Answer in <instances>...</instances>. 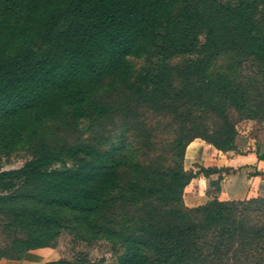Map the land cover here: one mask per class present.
Here are the masks:
<instances>
[{"label": "trees", "instance_id": "1", "mask_svg": "<svg viewBox=\"0 0 264 264\" xmlns=\"http://www.w3.org/2000/svg\"><path fill=\"white\" fill-rule=\"evenodd\" d=\"M263 2L0 0V159L28 155L0 170V259L68 232L115 264H264V197L183 200L231 171L186 169L193 139L236 151L232 112L264 123ZM226 52L253 60L250 82L212 68Z\"/></svg>", "mask_w": 264, "mask_h": 264}, {"label": "rangeland", "instance_id": "2", "mask_svg": "<svg viewBox=\"0 0 264 264\" xmlns=\"http://www.w3.org/2000/svg\"><path fill=\"white\" fill-rule=\"evenodd\" d=\"M258 15L260 17L262 31L264 33V2L259 6ZM189 58H191V56L188 54L176 53L173 56H169L168 61L172 64H180L186 62L187 60H189ZM210 63L212 65V68L224 71L233 76L234 79H237L241 82H250V80L253 79L252 77L254 76L256 71L253 60L249 56L244 55L243 57H240V55L238 56L235 53L230 52L222 53L219 56L214 57ZM182 87L183 82L180 79L175 78L173 80V88L178 90ZM232 113V117L234 119H237L236 127L238 128V135L236 140L238 142L239 148L235 152H231V154H228V156H221L220 159L232 161V157L234 155L242 156L247 154L248 156L252 155L259 158V154H264V123H258L255 120L242 119L237 113ZM206 147L208 146L206 145ZM207 149L206 157H217L214 152L210 153ZM27 159L28 155L23 151L4 156L2 159H0V170L18 168L22 166ZM234 163V166H229V168L231 169L230 172H235L237 170L242 171V169H239V162ZM246 172L247 174H253V169ZM254 173L258 172L256 171ZM240 174L243 177L246 175L245 172H241ZM250 186L254 187V184L250 183L249 187ZM209 192L216 195L215 187L213 185L210 186ZM218 192L219 195H222L221 188ZM258 192L264 195V191ZM222 196L226 199H230L228 198L229 196H226L225 194ZM39 253H43V259L55 257L73 259L79 256H86L94 264H115V255L113 254L111 245L108 242L100 240L92 243H86L85 241L75 239L68 232H63L60 235L55 247L40 250Z\"/></svg>", "mask_w": 264, "mask_h": 264}, {"label": "crops", "instance_id": "3", "mask_svg": "<svg viewBox=\"0 0 264 264\" xmlns=\"http://www.w3.org/2000/svg\"><path fill=\"white\" fill-rule=\"evenodd\" d=\"M206 145L208 147H206ZM208 148V149H207ZM206 149L208 152H214L217 157L209 156L206 157ZM231 152L216 149L211 144L207 143L201 138L193 139L185 149L184 156V167L186 169H198V166L204 167H229L234 166V162H239V169L237 171H232L228 174H223L220 180V188L222 195L229 196L230 199H247L250 197H264L258 191H264V160L259 159L252 155H234L232 161H227L226 159H220L221 156H228ZM253 174H247L246 171L252 170ZM255 170V171H254ZM245 172L246 175L243 177L240 173ZM258 173H254V172ZM250 175V176H249ZM218 174L212 173L209 176H204L202 174L194 177L189 184L185 187L183 193V200L187 206H196L202 204L207 200L211 199L214 193L209 192L211 186V181L217 179ZM248 182V183H247ZM254 184L253 186L249 185ZM217 197L220 199H225L219 192L216 193ZM48 248H39L28 251L25 256L20 260L11 259H0V264H44L46 261L55 260L58 258H46L43 259V253H39L40 250Z\"/></svg>", "mask_w": 264, "mask_h": 264}]
</instances>
